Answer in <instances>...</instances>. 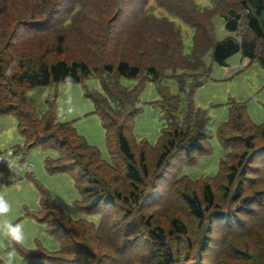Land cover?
<instances>
[{
  "label": "rangeland",
  "instance_id": "374dc122",
  "mask_svg": "<svg viewBox=\"0 0 264 264\" xmlns=\"http://www.w3.org/2000/svg\"><path fill=\"white\" fill-rule=\"evenodd\" d=\"M213 1L0 0V50L10 43L9 48L16 58L22 56L29 63L40 57L84 59L92 66L127 58L142 66L153 64L162 73L157 81L143 72L139 78L109 76L111 82L120 78L121 83L131 88L128 91L119 85L112 90L120 98L117 107L121 106L123 111L143 82L138 94L140 111L133 117L129 135L135 153L144 148L149 173L139 185L141 203L135 205L125 219L121 218V213L126 207L120 200L113 210L101 204L100 212L84 210L80 205L87 203L89 197H82L73 172L50 171L45 164V157L55 156L57 151L41 145L27 148L16 116L13 113L0 115L1 156L15 150L23 157L15 154L11 157L26 166L17 168L0 163V194L11 205L7 219L22 225L25 234L22 245L0 236V257L14 248L13 264H59L48 255L60 254L61 242L51 231V222L40 219L47 210L41 204L43 187L55 204L51 203L50 209L56 207L72 218L99 223V232L88 230L84 222L67 225L81 241L89 240V251L80 254L88 259L85 264L152 263L146 254L147 246L151 245L146 239L148 228L152 225L168 228L174 217L183 220L187 227L186 235L168 237L173 247L178 241L181 244L183 261H186L183 264H191L188 262L199 252H202V264H264V197L262 203L253 204L250 213L240 212L237 221L230 225L214 219L211 209L203 207V218L198 222L183 198L184 192L194 191L202 199V186L207 182L221 208L234 204L229 197L235 179L224 193L225 173L243 144L231 140L229 148L225 144L223 147L217 138L218 125L227 120L231 100L238 101L231 105V112L239 115L225 126L224 135L244 136L252 132L254 145L264 144V67L238 51L231 53L225 64L210 57L211 41L228 33L219 13L227 3L233 2ZM35 21H38L34 24L37 29L31 25ZM63 82L29 88L27 95L32 106L42 116L49 109L46 98L54 96V109L59 118L71 120L76 130L99 150L101 158L112 163L106 129L92 98L86 94L104 92L100 77L93 75L80 82L72 81L70 90ZM161 91L176 95L175 98L167 96L165 102L176 106L172 110L178 111L183 125L206 115V138H203L202 151L191 156L180 151L169 157V163L157 165L158 139L167 125L158 101L163 98ZM68 108L74 111L69 114ZM61 112L64 114L60 115ZM113 117L119 120L115 113ZM191 129L195 130L193 125ZM113 131L111 128V134ZM256 154L253 159L245 160L246 174L252 179L245 180L242 190L251 193L260 189L264 196V152ZM85 161L88 162L86 157ZM90 167L105 188L116 187L123 192L130 189V180L120 166L117 170L121 172L114 167L95 169L96 163ZM201 202L203 204V200ZM207 224L211 227V240L201 251L198 242ZM119 233L122 235L118 236ZM3 263L0 259V264Z\"/></svg>",
  "mask_w": 264,
  "mask_h": 264
},
{
  "label": "trees",
  "instance_id": "16d2710c",
  "mask_svg": "<svg viewBox=\"0 0 264 264\" xmlns=\"http://www.w3.org/2000/svg\"><path fill=\"white\" fill-rule=\"evenodd\" d=\"M232 1V3H227L219 13L223 17V27L228 33L220 39L211 41L210 57L219 64H225L226 58L231 53L238 51L241 56L256 59L264 67V0ZM213 3H216L215 0ZM34 24H38V21L31 23L33 29H37L38 27H35ZM9 45L10 43L2 46L0 50V115L13 113L16 116L19 131L26 139L27 148L41 145L57 151L55 156L48 155L45 157V164L50 171L73 172L82 197H89L87 203L80 205L84 210L90 213L100 212L98 210L99 204L109 206L113 210L116 205L120 204V200L126 207L121 213V218H127L133 212L134 206L141 203L142 189L138 191L139 185L143 177L149 173L144 148L135 153L129 135L132 133L133 117L140 111L138 94L143 82L135 90L129 106L124 111L121 106L117 107L120 98L116 97L112 90L122 85L128 91H131V88L121 83L120 78L123 76L139 78L143 72L145 75L152 77L154 81H157L162 76L161 71L159 72V69L153 64L142 66L127 58H120L117 61L106 60L94 66L84 59L68 60L65 57H55L50 60L40 57L29 63L22 56L16 58ZM4 56H6V60ZM13 62L15 63L13 64ZM9 67H12L13 73L10 77L6 75ZM111 74L118 75L120 78H116L117 80L111 82L109 78ZM69 75L74 82L83 81L93 75L100 77L102 81L103 93L94 91L86 94L92 98L95 111L100 115L106 129L112 163H108L101 158L99 150L76 130L71 120L59 118V113L54 109V96L46 98L49 109L42 116L37 114L28 98L27 90L29 88L64 81V78ZM161 92L163 98L158 101H160L161 109L165 112L167 125L163 128L158 139L160 150L156 157L157 165L162 162L164 164L169 163V157L180 151L185 156H191L194 152L202 151L204 148L203 138H206V132L204 131L206 115L202 116L201 119L195 118L192 124L188 122L183 125L179 122L181 116L178 115V111L172 110L176 109V106L165 102L167 96L175 98L176 95L167 91ZM235 103H238V101L231 100L228 118L218 125L217 130V138L222 146L225 144L229 148L230 143L228 142L231 140L243 144V148L238 152L235 160L229 164L225 173L224 193L235 179L233 191L229 197L231 201H234V204L227 209L221 208L220 204L214 200V191L207 182L202 186V199L194 191L184 192L183 198L189 211L198 219V222L203 218L202 209L210 208L214 219L218 218L225 224L230 225L233 221H237L240 212L250 213L253 210V204L262 203L263 201L262 190L257 189L251 193H245L242 189L245 180L252 179L251 176L246 174L245 160L253 159L256 157L257 152H264V144L255 146L252 132L244 136L238 134L224 135L225 126L231 122L233 123L235 115H239L231 112V105ZM113 113L119 117L118 121L113 117ZM222 124L223 127L221 128ZM262 124L264 125V123ZM192 125L195 130L191 129ZM111 128L114 129L112 134ZM85 157L88 162L85 161ZM95 163V169L102 167L107 170L114 167L117 170V166H120L124 176L131 183L128 192H123L116 187L105 188L97 173L90 167ZM51 203L55 205L48 191L42 187L41 204L47 210L46 215L40 219H48L51 222V231L61 242V253L48 255V257L59 264H85L86 261L88 263V259L80 256V254H86L89 251V240L85 238L84 241H81L79 236L75 234L74 229L67 225H77V223L84 222L85 225L89 226L88 230L99 232L101 230L99 223L92 220L72 218L56 207H54V210L50 209ZM149 224L151 225V223ZM210 229V224H207L205 231L200 236L198 249L201 251L210 243ZM186 232L185 222L178 217L173 218L172 225L168 228L161 225H152L148 228L146 239L151 245L147 246L146 254L150 257L152 263L145 264L185 263L186 261H183V251L180 248L181 244L178 241L176 246L173 247L169 243L168 237L172 234L186 235ZM120 235L122 234L119 233L118 236ZM137 237L139 236L137 235ZM65 253L78 255H66ZM201 253L199 252L188 263L202 264ZM138 264L144 263L140 262Z\"/></svg>",
  "mask_w": 264,
  "mask_h": 264
},
{
  "label": "clouds",
  "instance_id": "9594fccd",
  "mask_svg": "<svg viewBox=\"0 0 264 264\" xmlns=\"http://www.w3.org/2000/svg\"><path fill=\"white\" fill-rule=\"evenodd\" d=\"M15 62H13L14 64ZM12 67H9V69L6 72V75L9 77L12 75ZM66 87L71 88L72 83V77L66 76L64 78V82ZM74 111L72 108H68L67 112L71 114ZM64 113L61 112L60 115H63ZM11 211V205L8 203V201L5 199L3 194H0V236L4 237L6 240H9L13 242L14 244H23L25 241V234L23 230V226L20 224H13L9 219H7V214ZM2 247V245H0ZM15 249L12 248L10 250H6L4 252V255L0 257V259H3L4 264H13L15 260Z\"/></svg>",
  "mask_w": 264,
  "mask_h": 264
},
{
  "label": "built area",
  "instance_id": "2783aa9c",
  "mask_svg": "<svg viewBox=\"0 0 264 264\" xmlns=\"http://www.w3.org/2000/svg\"><path fill=\"white\" fill-rule=\"evenodd\" d=\"M11 154H15L18 158L23 157L22 153H16L15 150H9V155L2 157L0 154V163H6L8 164L10 167L14 166L17 168H25L26 166L24 165H19V163L17 161H15L12 157ZM25 164H29L27 162H25Z\"/></svg>",
  "mask_w": 264,
  "mask_h": 264
}]
</instances>
